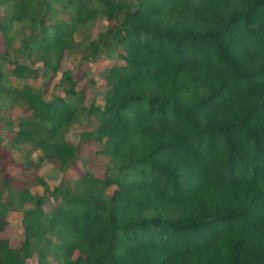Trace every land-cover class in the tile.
Masks as SVG:
<instances>
[{
  "label": "trees",
  "instance_id": "trees-1",
  "mask_svg": "<svg viewBox=\"0 0 264 264\" xmlns=\"http://www.w3.org/2000/svg\"><path fill=\"white\" fill-rule=\"evenodd\" d=\"M0 8V122L14 133L10 147L0 138V234L10 211L23 227L18 248L0 236V264H264V0ZM98 18L114 23L94 36ZM65 53L124 62L100 71V103H84L71 73L47 99L29 83L37 64L57 73ZM83 125L80 139L102 145L103 180L67 177L77 159L67 135ZM11 147H27L32 179L8 171ZM45 162L65 177L52 188Z\"/></svg>",
  "mask_w": 264,
  "mask_h": 264
},
{
  "label": "rangeland",
  "instance_id": "rangeland-1",
  "mask_svg": "<svg viewBox=\"0 0 264 264\" xmlns=\"http://www.w3.org/2000/svg\"><path fill=\"white\" fill-rule=\"evenodd\" d=\"M3 15V11L0 8V18ZM64 15H61L63 17ZM114 21H109L105 18H98L95 20L91 33L92 35L96 36L100 31H103L107 27L112 26ZM5 47L3 44V38L2 34L0 32V53L4 52ZM80 54L76 53L72 56L67 55L66 53L63 55L61 66L57 73L54 74H47L43 71L42 66L40 64H37L36 67L38 68L39 76L36 79H32L29 83L33 85L36 88L41 89L44 93V97L47 99L50 97V94L52 91L56 89L58 86L60 77L63 72L71 73V76L76 81V90L77 91H83L85 95V104H89L92 101H96L97 103H100L102 101V94L101 92L104 91L106 88H108V85L106 84V81L100 78V71L104 68L109 66L110 64H118L121 65L124 62L121 59H105L100 58L97 62H91V61H82L80 58ZM5 70H8V68H11L9 64L5 65ZM11 81L13 85H21L23 81L15 78H11ZM59 90V88H57ZM26 111H24L23 107L13 109L12 111H8L5 113L4 117L7 119H15L16 117H19L20 115L25 114ZM2 122H0V138L4 139V142H1L2 147H10L7 142H9L10 139L13 137V132L8 131L6 129L1 128ZM86 125L79 126L76 129L73 128V132L68 134V140L75 144L77 149V159L74 162L73 165H71L68 168V178L73 179L77 178L78 176L83 175L86 172L91 173L93 176H95L98 179L103 180L106 176V158L98 153L100 149H102V145L95 141L90 140H83L80 139L79 131L80 128H85ZM89 130V128H86ZM79 136V137H78ZM27 147H23V149H16L14 150L12 147L10 150L11 155L15 159V162L12 166L8 168V171L12 175H18L23 174L27 178L32 179L33 178V171L32 170H24L22 160L25 155V150ZM33 158H37V154L34 152L32 153ZM9 160V158H8ZM38 174L40 176L45 175V180L52 188L55 186V184H58L62 178L63 172H60L57 163L55 162H45L42 164L40 170L38 171ZM50 174V175H48ZM61 174V175H60ZM67 175V172H66ZM112 189H109V192H111ZM32 192L37 194H42L43 191L37 188H32ZM54 201H52L51 198L46 201V204L44 205V210L46 211L49 208H52L54 205ZM20 212L17 211L16 215V221L14 223H11L9 227L6 228V231L1 235V237L8 238L11 240V245L13 247H18V245L22 241V225L18 224V219ZM78 252H75L73 254V258L76 257ZM34 260V261H33ZM29 264H37L35 259H32Z\"/></svg>",
  "mask_w": 264,
  "mask_h": 264
},
{
  "label": "crops",
  "instance_id": "crops-1",
  "mask_svg": "<svg viewBox=\"0 0 264 264\" xmlns=\"http://www.w3.org/2000/svg\"><path fill=\"white\" fill-rule=\"evenodd\" d=\"M12 139H10L9 141H11ZM3 142H4V139H3ZM40 189V188H39ZM32 191V190H31ZM16 215H17V211H10L9 213H8V216H7V218H8V221H9V223H8V225H7V227H9L10 226V224L11 223H14V221H16ZM19 215V219H18V224H20V219H21V217H20V214H18ZM6 227V228H7ZM6 228L1 232V234H0V236L6 231ZM22 230H23V228H22ZM22 237H23V231H22ZM1 238H4V237H1ZM4 239H6V241L8 242V245L11 247V248H18L19 246H20V244L18 245V247H13L12 245H11V240L10 239H8V238H4ZM22 240H23V238H22ZM22 242V241H21ZM34 261V260H33ZM30 262H29V260H28V262L26 263V264H29Z\"/></svg>",
  "mask_w": 264,
  "mask_h": 264
}]
</instances>
